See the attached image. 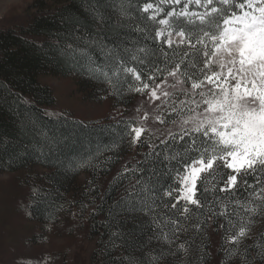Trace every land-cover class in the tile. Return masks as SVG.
I'll use <instances>...</instances> for the list:
<instances>
[{
  "label": "trees",
  "instance_id": "1",
  "mask_svg": "<svg viewBox=\"0 0 264 264\" xmlns=\"http://www.w3.org/2000/svg\"><path fill=\"white\" fill-rule=\"evenodd\" d=\"M151 1L131 0L125 16L119 0H59L53 4L36 0L29 5L26 20L0 27V175L26 173L28 177L22 178L29 197L23 206L41 228L60 224L64 213L74 208L83 212L86 234L95 243L91 264H128L129 260L133 264H243L239 254L230 256L226 251L236 245L225 242V228L220 227H227L223 216L206 221L199 232L193 227L196 221H188L187 230L169 243L156 238L161 228L152 223L151 213L117 207L136 197L150 177L152 190L161 197L156 204L161 199L170 201L162 191L174 180L168 175V162L149 155L150 145L157 146L156 151L163 149L162 138L140 141L136 148L126 132L129 124L138 121L136 115H128L136 103L134 91L123 80L113 88L102 76L97 78L89 70L88 58L104 68L107 49L129 57L125 48H157L150 38L149 13L142 11L143 3ZM145 27L147 32L137 30ZM73 49H83L87 56L72 55ZM48 76L75 79L81 92L96 96L92 98L96 103L112 101L116 113L94 121L56 113L53 92L41 83ZM37 167L46 171L38 173L33 170ZM154 212L161 217L163 228L162 216L176 209L157 207ZM244 215L249 231L239 247L247 248L253 264H264L256 256L257 245L264 246V211ZM182 243L185 249L179 248Z\"/></svg>",
  "mask_w": 264,
  "mask_h": 264
},
{
  "label": "snow or ice",
  "instance_id": "2",
  "mask_svg": "<svg viewBox=\"0 0 264 264\" xmlns=\"http://www.w3.org/2000/svg\"><path fill=\"white\" fill-rule=\"evenodd\" d=\"M119 3L121 14L127 16L125 6L131 0ZM193 3L204 11H190ZM161 4L180 5L181 0L143 3L142 11L149 13L146 19L153 26L150 38L157 48H125L129 57L107 49L104 68L88 58L89 70L113 88L123 80L129 91L147 92L150 109L137 123L129 124L126 132L134 144L146 131L160 133L164 147L156 151L157 146L150 145L149 155L167 161L168 175L174 180L162 191L170 201L161 199L156 204L161 197L152 190L150 177L139 190L143 196L138 192L117 207L151 213L152 223L161 228L156 238L169 243L187 230L188 221L195 220L193 227L199 232L206 221L223 216L227 227H220L225 228V242L236 245L226 251L230 256L239 254L243 264H253L247 248L241 250L239 245L249 231L244 214L264 211V0H184L182 8L167 12ZM162 12L164 18L157 19ZM137 30L148 31L147 27ZM76 52L87 56L83 49H73L71 54ZM150 56L156 59H147ZM150 116L165 129L148 127ZM157 207L176 209L162 216L163 228L154 212ZM257 248L256 256L264 261V246Z\"/></svg>",
  "mask_w": 264,
  "mask_h": 264
},
{
  "label": "rangeland",
  "instance_id": "3",
  "mask_svg": "<svg viewBox=\"0 0 264 264\" xmlns=\"http://www.w3.org/2000/svg\"><path fill=\"white\" fill-rule=\"evenodd\" d=\"M34 1L36 0H0V27L26 20V11ZM46 1L53 4L59 0ZM151 2L158 4L159 0ZM183 5L184 0H181L180 5L161 4L160 7L167 12L173 7L179 10ZM189 10L204 11L194 3L189 5ZM164 12L157 19L164 18ZM41 83L52 90L56 99V113L64 112L86 121H94L109 118L117 111L112 101H93L92 98L96 96L85 93L83 89L81 92L73 78L48 76L42 78ZM134 95L136 103L128 115H136L139 121L145 110L150 109V105L147 103V92H134ZM159 103L160 101H155V104ZM146 123L153 130L165 129V125L154 122L151 116ZM158 136L163 138L160 133L154 132L150 135L146 131L133 144L137 148L140 141L146 143L156 140ZM33 170L38 173L46 171L40 167ZM24 176L28 177L24 172L0 175V264H91L95 243L88 238L85 231L86 215L74 208L64 213L60 224L50 229L36 225L30 220L23 206L29 197L28 185L22 178ZM81 179L85 180L86 175Z\"/></svg>",
  "mask_w": 264,
  "mask_h": 264
}]
</instances>
